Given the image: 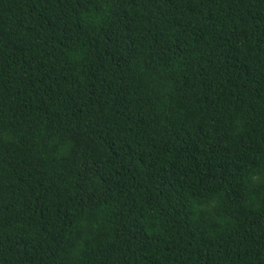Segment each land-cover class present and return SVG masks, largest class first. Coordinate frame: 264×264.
I'll return each instance as SVG.
<instances>
[{"label": "trees", "instance_id": "1", "mask_svg": "<svg viewBox=\"0 0 264 264\" xmlns=\"http://www.w3.org/2000/svg\"><path fill=\"white\" fill-rule=\"evenodd\" d=\"M0 264H264V0H0Z\"/></svg>", "mask_w": 264, "mask_h": 264}]
</instances>
